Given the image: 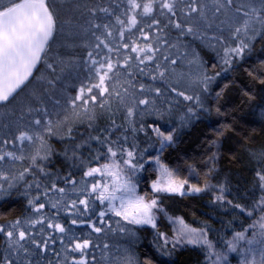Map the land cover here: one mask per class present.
Here are the masks:
<instances>
[{
    "label": "snow or ice",
    "instance_id": "obj_1",
    "mask_svg": "<svg viewBox=\"0 0 264 264\" xmlns=\"http://www.w3.org/2000/svg\"><path fill=\"white\" fill-rule=\"evenodd\" d=\"M65 5L0 3V108L19 112L0 124V199L16 192L27 201L23 214L0 222V264H175L190 246L205 252V264H232V254L237 264H264V144L247 148L248 175L235 185L219 167L226 137L254 139L226 109L236 81L223 80L256 52L239 92L259 98L264 131V0ZM230 115L231 123L208 125L200 168L179 156L185 129ZM170 149L182 163L165 162ZM200 195L231 216L219 217L220 229L173 214L176 198ZM145 228L155 251L141 259Z\"/></svg>",
    "mask_w": 264,
    "mask_h": 264
},
{
    "label": "trees",
    "instance_id": "obj_2",
    "mask_svg": "<svg viewBox=\"0 0 264 264\" xmlns=\"http://www.w3.org/2000/svg\"><path fill=\"white\" fill-rule=\"evenodd\" d=\"M81 2H84V0H81ZM71 5H68L66 7V10H70ZM69 14H71L70 11ZM258 47L259 45H257V48ZM202 55L204 56L205 60L215 62L211 53L205 51L202 53ZM259 55V52L254 53L253 56L249 58L248 62L243 65V68H247L251 64L256 63V58ZM243 68H237L233 71H230L227 74V79L223 80V83H227L229 80L234 79L237 83V87L230 90L225 98L226 109L229 112H233L234 110L233 114L239 124L238 130H244L254 137V139L245 141L243 139V136H229L226 137L223 141V146L221 149L222 156L219 167L221 168L222 175L226 174L231 178L233 185H235L237 181L242 177L248 175L247 148H256L261 144H264V131H261V121L259 115L261 110L259 106V98H257V101L247 102L242 98V95L239 92V87L248 83L246 74L243 72ZM68 88H70L69 91H72L71 87ZM223 110L224 109H222V111ZM231 122V115L226 118L213 116L210 119L202 118L200 121L193 124L190 128L185 129L183 134V141L177 149V151L179 152V156L187 160L189 163H195L196 166L200 168V162L206 155V145L203 142L211 134V128L208 125L211 124L212 127H215L219 123ZM253 129H255V132H253ZM80 131H84V129L81 128ZM140 139L143 146L142 135ZM245 145H247V147ZM61 147V144L56 145V148L58 150ZM177 151H173L170 149L168 152H166L164 154L165 162L169 163L170 165L182 163L181 160L177 159ZM184 175H187L186 171L184 172ZM150 178H154V174ZM147 179L148 178L146 177L145 182H142L143 184L141 183V187L143 186L142 191L148 190V184L146 182ZM210 199L211 197L208 195L192 196L185 199L176 198L174 208L172 209L173 214L184 216L186 222L194 227L199 226L198 221L207 220L212 224L214 228L220 229L221 224L219 217H223L224 219H231V216H224L221 210L209 205L208 202ZM168 203L171 202L166 201V204ZM18 210V204L15 202H13V204L11 205L2 203L0 205V222L5 219L16 217ZM239 220H242L244 226H246L251 219L240 217ZM160 228L161 231L168 232V226L166 225V221L163 219H161ZM234 228L235 230H240L241 224L239 223V221L234 225ZM228 231L230 234L231 230ZM138 235L141 237V241L137 245L135 251L139 254L140 258L143 259L145 252L152 254L155 251L151 243L152 231L150 228H145L144 230L140 231ZM0 239H2V237H0ZM2 248L3 245L0 244V254H2ZM174 259L175 264H201L203 259L202 251L198 248L193 247L180 249L175 253Z\"/></svg>",
    "mask_w": 264,
    "mask_h": 264
},
{
    "label": "flooded vegetation",
    "instance_id": "obj_3",
    "mask_svg": "<svg viewBox=\"0 0 264 264\" xmlns=\"http://www.w3.org/2000/svg\"><path fill=\"white\" fill-rule=\"evenodd\" d=\"M42 70H43V67L41 66V71ZM37 75H39V72L37 73ZM33 84L35 85V87L38 90H41V91L43 90V88L47 87V85L40 84V83H37L35 81H33ZM14 107H15V105L10 106V108H14ZM5 112H6L5 109L0 108V124H3L5 122L13 121V120L17 119V117L19 116L18 110H16L14 114L11 111H9L7 114H5ZM53 143L55 144V146L59 144V143H56L55 141H53ZM23 200L26 202V199H24L22 195H20V194H18L16 192H13L11 196L5 197L3 199H0V205L2 203H6V204H9V205L13 204V202L17 203L19 210H18V213H17L16 216H20L21 214H23V210L20 209L19 205L22 203ZM13 218H15V217H13ZM13 218L5 219V220H11Z\"/></svg>",
    "mask_w": 264,
    "mask_h": 264
},
{
    "label": "rangeland",
    "instance_id": "obj_4",
    "mask_svg": "<svg viewBox=\"0 0 264 264\" xmlns=\"http://www.w3.org/2000/svg\"><path fill=\"white\" fill-rule=\"evenodd\" d=\"M6 2V0H0V3H5ZM72 2H73V0H66V5H65V7H67L68 5H71L72 4ZM62 52H63V49H62ZM62 87H64V85L63 84H58L57 85V88L58 89H60V88H62ZM70 90V88H67V91L69 92V93H71V94H73V90L72 91H69ZM58 98H60V94H59V91H57V93L52 97V99H58ZM63 102V101H62ZM49 103H51V101H49ZM154 178H155V176H154ZM143 184V183H142ZM142 188H143V186L141 187L140 186V191L141 192H143L142 191ZM148 190H149V188H147ZM24 198V197H23ZM25 199V198H24ZM20 206V209L21 210H23V213H24V211H25V209H26V207H27V201L25 202L24 200L22 201V203L19 205ZM20 210V211H21ZM166 221V220H165ZM66 222V221H65ZM250 222H252L251 220H250ZM249 222V223H250ZM248 223V224H249ZM166 225L168 226V233H169V235H171V226L168 224V222L166 221ZM78 231H79V229H78ZM230 235H231V233L229 234V231L227 232V237H230ZM226 237V238H227ZM212 238L213 239H215V234L213 233L212 234ZM110 242H115V243H123V241H121L120 239H119V237H115L114 239H113V241H110ZM191 247V246H190ZM202 251V250H201ZM98 254V253H97ZM202 263L201 264H205V252L204 251H202ZM231 260H232V264H237V259L235 258V254H232V257H231Z\"/></svg>",
    "mask_w": 264,
    "mask_h": 264
}]
</instances>
